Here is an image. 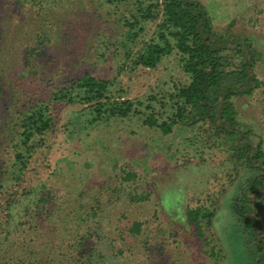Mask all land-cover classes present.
<instances>
[{
	"label": "trees",
	"instance_id": "16d2710c",
	"mask_svg": "<svg viewBox=\"0 0 264 264\" xmlns=\"http://www.w3.org/2000/svg\"><path fill=\"white\" fill-rule=\"evenodd\" d=\"M17 1L21 11H15L16 20L24 8L34 6L37 19L26 35L23 30L8 33L5 25L10 17L0 4V264H120L121 257L132 250L127 236H139L145 230L141 220L124 226L114 222L127 217L110 210L122 203L128 181L137 177L120 163L109 179L89 187L79 188L73 175L60 168L35 175L38 181L31 176L39 168L34 166L39 154L49 151L55 108L62 103L83 106L76 115L85 127H74L78 130L127 120H138L165 135L198 123L208 126L209 138L215 137L218 147L230 155L222 166H229L227 171L239 182L232 212L251 248V264H263L264 237L257 229V217L250 213L254 195H264V155L247 140L249 132L241 129L233 99L253 94L262 84L256 70L263 52L255 48V36L215 32L201 0ZM87 1L95 5L90 11L95 25L89 30L93 46L101 45L95 54H113L119 74L138 67L156 69L165 57L176 53L188 79L147 97L128 98L124 89L116 90L117 77L105 78L91 70L64 75L60 86L54 85L46 97L28 93L16 78H26L27 73L19 74L21 66L13 73L14 66L34 67L43 50L65 42L54 29L57 16L75 18L76 8L67 10L71 3ZM64 4L69 5L67 9ZM25 25L17 22L16 28ZM14 46L20 53L14 54ZM60 70L53 69L56 74ZM196 137H201L200 132ZM44 166L51 168L50 163ZM118 169L125 174L115 173ZM55 179L64 184L58 186ZM150 195L127 194L132 203L145 202ZM215 213L197 207L189 211V219L201 229L202 220L210 226Z\"/></svg>",
	"mask_w": 264,
	"mask_h": 264
},
{
	"label": "rangeland",
	"instance_id": "374dc122",
	"mask_svg": "<svg viewBox=\"0 0 264 264\" xmlns=\"http://www.w3.org/2000/svg\"><path fill=\"white\" fill-rule=\"evenodd\" d=\"M201 1L208 9L215 32L254 35L255 48L263 52L256 70L261 86L251 95L233 99L238 105V117L243 122L241 129L249 132L247 140L259 146L264 155V0ZM0 4L4 6L5 15L10 17L5 25L8 33L23 30L22 34L26 35L33 28L37 19L33 16L35 6L31 10L24 8L25 12L20 13L18 21L15 19L18 12L15 11L21 10L17 0H0ZM63 6L67 9L69 5ZM94 6L90 1L71 3L67 10L75 11L76 8V17L62 18L61 14L57 16L54 28L60 31V40L65 42L60 41L43 50L42 59L37 60L34 67H26L24 63L14 66L13 73L20 66L19 74L27 73L26 78H16L28 93L46 97L54 85L60 86L64 75L68 78L75 72L81 75L91 70L105 78L117 77L116 90L124 89L128 98L147 97L170 89L174 82L188 79L176 53L165 57L156 69L138 67L119 74L113 54H95L101 45L93 46L94 41L89 37V30L95 25L90 17ZM37 8L38 15H41L42 9ZM17 22L27 25L17 29ZM147 31H150L149 25ZM16 47L20 49L18 41ZM16 47L12 50L14 54L18 51ZM54 68L63 71L56 74ZM82 107L64 103L56 106L55 128L48 137L49 151L39 154L34 163L39 168L31 176L60 168L72 174L74 178H71L77 180L81 188L84 184L89 187L109 179L118 163L125 167V171L134 170L137 177L128 181L130 187L123 190L122 203L110 211L127 216L114 221L116 224L131 225L134 220H141L145 230L139 236H127L133 246L121 257L120 264H251V248L232 212V205L239 195V182L234 179L232 171H227L229 166H222L230 155L218 147L215 137L209 138L205 132L208 126L200 127L201 123H198L192 129L177 128L165 135L138 120H127L93 130H78L74 127H85L76 115ZM198 132L201 137L197 139L195 134ZM194 139L196 143H193ZM49 163L51 168L44 166ZM115 173L125 174L119 169ZM34 179L38 181L37 177ZM55 180L58 186L64 184V181ZM131 191L150 193V199L132 203L127 196ZM253 203L250 214L257 217L260 223L257 229L264 237V195H254ZM197 207L216 211L210 226L202 220L203 226L199 229L189 219V211ZM260 254L264 256V250Z\"/></svg>",
	"mask_w": 264,
	"mask_h": 264
}]
</instances>
